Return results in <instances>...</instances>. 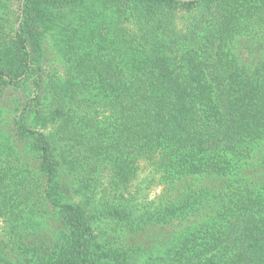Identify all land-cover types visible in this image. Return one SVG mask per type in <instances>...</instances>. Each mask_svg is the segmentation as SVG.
<instances>
[{
	"label": "trees",
	"instance_id": "trees-1",
	"mask_svg": "<svg viewBox=\"0 0 264 264\" xmlns=\"http://www.w3.org/2000/svg\"><path fill=\"white\" fill-rule=\"evenodd\" d=\"M29 82L0 127V217L9 240L63 229L0 264H264V0H0V91Z\"/></svg>",
	"mask_w": 264,
	"mask_h": 264
},
{
	"label": "rangeland",
	"instance_id": "rangeland-1",
	"mask_svg": "<svg viewBox=\"0 0 264 264\" xmlns=\"http://www.w3.org/2000/svg\"><path fill=\"white\" fill-rule=\"evenodd\" d=\"M20 1L21 0H6V7H8L11 12L16 13L18 11ZM4 9L5 7H3V10ZM61 35V33H53L47 39L44 55L45 69L48 72H51L53 75L58 76L63 75V67L65 65V59L63 58L61 51V48L64 45L62 43L63 39ZM33 92L34 88L31 82L23 84L22 86L12 89L10 91L7 89L3 90V92L0 91V94L5 95V97H3L4 100L5 98L10 97L15 99V101L9 100V104L11 105L9 108L7 105H5L6 102H2L0 104V127L4 125L6 120L8 119L7 114H9L10 111V114H14L12 110H15L16 113L20 107L21 102H25L30 97H32ZM149 172L150 169L146 166L145 169H143L139 173V178L134 183H136V185L139 184L142 187H145L146 183H144L143 180L149 175ZM100 175L102 176V180L105 183L107 180L108 172ZM156 182L157 184L146 187L144 189L143 194L145 195H143V198L148 200V202L155 201V199H157L156 197L159 196L163 191V186L159 185L158 181ZM34 220V225H27L25 227L20 228L18 230V233L14 235L11 240H9L8 238L10 236H8V234L11 233V230L9 229V223L5 221L3 217H0V259L8 258L11 260H17V258H27V260H30L33 258L34 253H38V251L41 250H37L38 248H40V245L44 243L47 244L52 241L54 236L58 234L60 230L63 229L58 217H52L51 219H42L39 217L35 218ZM95 227L96 232L100 236V239L104 240L105 238H107V235H103V232L109 231L111 235L116 237V239L113 238L115 241L121 240V242H125L128 244L135 243L145 245L149 241L148 236H151L153 233H155V231H149L148 233L138 237L131 236L120 229H115L112 224L104 220H97Z\"/></svg>",
	"mask_w": 264,
	"mask_h": 264
}]
</instances>
